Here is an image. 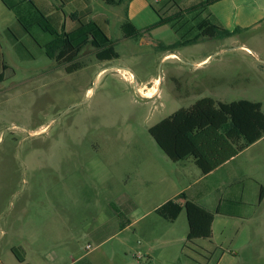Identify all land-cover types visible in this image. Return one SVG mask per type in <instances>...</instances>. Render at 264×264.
Here are the masks:
<instances>
[{"label":"rangeland","instance_id":"1","mask_svg":"<svg viewBox=\"0 0 264 264\" xmlns=\"http://www.w3.org/2000/svg\"><path fill=\"white\" fill-rule=\"evenodd\" d=\"M195 1L124 0L115 6L95 1L93 14L109 18L106 33L117 57L100 61L86 46L74 60L81 68L71 74L65 72L66 64L47 58L38 45L44 43L42 38L51 39L49 34L31 30L32 38L23 40L26 59L2 38L5 62L14 71L3 72L0 83L3 259L15 262L11 248L22 254L20 247L28 246L33 227L29 223L43 226V236L57 238L51 251L65 260V235L96 232L119 212L127 220L134 195L141 209L151 198L170 195L171 181L162 182L161 176L176 181L183 169L167 159L148 130L176 111L211 97L222 103L258 102L264 112V22L241 27L228 38H202L189 45L182 42L196 34L193 26L200 17L187 15L152 27ZM128 12L139 13V38L123 35L121 25ZM206 57L209 61L197 66ZM151 89L156 90L154 96L145 97ZM260 148L264 142L251 150L258 155L254 160L245 155L240 161L252 168L250 173L264 189ZM123 201L125 208L118 207ZM50 203H55L54 210ZM249 224L259 232L252 240V253L240 256V264H264V202L259 217ZM133 234L128 230L123 236L131 246L129 262L136 264L135 256L142 252ZM76 243L83 253L96 246L91 237ZM115 243L110 241L102 250L112 252ZM141 263L148 264L144 259Z\"/></svg>","mask_w":264,"mask_h":264},{"label":"crops","instance_id":"2","mask_svg":"<svg viewBox=\"0 0 264 264\" xmlns=\"http://www.w3.org/2000/svg\"><path fill=\"white\" fill-rule=\"evenodd\" d=\"M95 1L98 3L99 0H31L30 2L6 0V5L0 0V75L6 71L14 74L5 62L2 38L7 41L18 57L26 59L25 51L28 46L23 45V40L27 36L31 37V30L33 31L34 28L45 33L35 24L39 14H42L51 27L58 32L62 29L71 32L78 27L79 21H91L107 35L106 27L109 18L103 14H93ZM100 1L105 3L103 0ZM123 1L121 0L119 4ZM203 1L206 0H196L188 8ZM261 4H264V0H219L201 12L199 17L208 19L229 31H235L241 27L249 28V24L252 27L254 24L264 22V8ZM195 14L196 12L193 13ZM137 16H139L138 12L135 14L128 12L126 21L136 27ZM19 20L28 24L29 32ZM39 36L42 38L41 35ZM42 40L44 43L38 44L40 48L50 42L52 37L51 39L42 38ZM167 56L174 57V54ZM207 61H209L208 57L198 62L197 66H202ZM159 93L158 91V96ZM263 142L264 140H260L252 144L207 175L201 174L192 159L179 163L172 162L183 169V174L176 176V181L162 174L160 181H171V184L167 186V189L172 192L170 195L164 193L160 198H151L146 209H141L137 195L129 198L130 213L124 228H120V220L116 216L117 219L106 222L96 232L65 235L61 238V241L68 242L65 260L51 251L57 245V238L51 235L43 236L41 234L43 226H34V223H29L27 226L33 227L28 246L20 247L24 262L19 263L16 259L15 262H10L6 258L3 259V251L0 249V264H115L117 260L118 264H131L127 257V249L131 248L130 242L123 236V233L128 230H133V236L138 237L137 243L142 252V258L138 259L135 256L136 264H140L143 259L148 264L158 260H160L159 264H240V256L245 258L252 253V240L255 235L257 236L259 228H252L249 223L254 217H259L264 202L262 183L250 173L251 167L248 169L243 167L240 159L247 155L249 160H254L258 155L252 154L251 150ZM261 153L264 155V152ZM181 194L186 200L203 207L213 215L211 239L196 242L192 248L193 253H189L191 255L189 257L182 254L188 226L184 210L185 201L180 198ZM124 205L123 201L117 206L125 208ZM50 208L54 210L55 203H50ZM5 236V232L1 231V242ZM85 237H91L96 246L90 247L83 253L79 251L78 243L73 244ZM112 240L116 241L111 246L113 251L105 253L102 247ZM117 248L118 251L115 252Z\"/></svg>","mask_w":264,"mask_h":264},{"label":"trees","instance_id":"3","mask_svg":"<svg viewBox=\"0 0 264 264\" xmlns=\"http://www.w3.org/2000/svg\"><path fill=\"white\" fill-rule=\"evenodd\" d=\"M103 1L112 5L121 2V0ZM217 1L219 0H206L190 8L179 10L172 16L160 18L152 27L170 24L175 19L193 15L195 12L194 18H199L201 12ZM2 2L7 5L6 0ZM19 21L29 32L28 24ZM35 24L52 37V40L42 48L45 56L56 61L58 65L66 64L67 74L81 68V65L74 60L86 46L95 50V57L100 61L117 57L113 42L94 22L79 21L75 30L66 32L62 29L58 32L42 14H39ZM193 27L196 28V34L193 38L184 40L183 45L196 43L202 38H228L237 31H229L208 19H200ZM121 30L128 39L139 38L142 35V32L129 21L121 25ZM2 82L3 75H0V83ZM148 133L170 161L179 163L192 159L201 174L207 175L252 144L264 140V112L258 102L240 100L222 103L207 97L159 121L149 128ZM180 198L185 201L184 210L188 226L182 254L189 257L196 242L211 239L213 215L203 207L186 200L183 194ZM117 216L120 219V228H124L127 220L123 213L119 212ZM11 253L19 263L24 262L18 249L12 248Z\"/></svg>","mask_w":264,"mask_h":264},{"label":"bare ground","instance_id":"4","mask_svg":"<svg viewBox=\"0 0 264 264\" xmlns=\"http://www.w3.org/2000/svg\"><path fill=\"white\" fill-rule=\"evenodd\" d=\"M155 92H156L155 89H151L150 92L143 93V95H144L145 97H150V98H151V97L153 96V94H155Z\"/></svg>","mask_w":264,"mask_h":264},{"label":"built area","instance_id":"5","mask_svg":"<svg viewBox=\"0 0 264 264\" xmlns=\"http://www.w3.org/2000/svg\"><path fill=\"white\" fill-rule=\"evenodd\" d=\"M26 1H30V0H26ZM136 257H137L138 259L142 258L140 254H138Z\"/></svg>","mask_w":264,"mask_h":264}]
</instances>
